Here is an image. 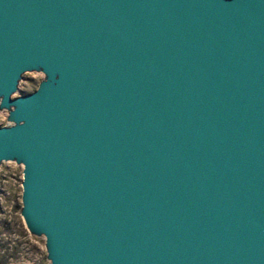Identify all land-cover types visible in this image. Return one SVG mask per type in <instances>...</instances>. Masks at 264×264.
Returning <instances> with one entry per match:
<instances>
[{
    "label": "water",
    "instance_id": "1",
    "mask_svg": "<svg viewBox=\"0 0 264 264\" xmlns=\"http://www.w3.org/2000/svg\"><path fill=\"white\" fill-rule=\"evenodd\" d=\"M3 109L51 264H264V0H0Z\"/></svg>",
    "mask_w": 264,
    "mask_h": 264
},
{
    "label": "rangeland",
    "instance_id": "2",
    "mask_svg": "<svg viewBox=\"0 0 264 264\" xmlns=\"http://www.w3.org/2000/svg\"><path fill=\"white\" fill-rule=\"evenodd\" d=\"M45 77L43 71L23 74L12 96L35 91ZM9 111L0 110V126L9 125ZM23 165L14 161L0 164V264H51L45 237L32 234L21 215Z\"/></svg>",
    "mask_w": 264,
    "mask_h": 264
}]
</instances>
